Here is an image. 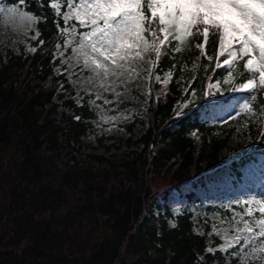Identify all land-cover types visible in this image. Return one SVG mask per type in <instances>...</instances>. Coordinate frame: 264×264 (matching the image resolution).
<instances>
[{
	"label": "trees",
	"instance_id": "trees-1",
	"mask_svg": "<svg viewBox=\"0 0 264 264\" xmlns=\"http://www.w3.org/2000/svg\"><path fill=\"white\" fill-rule=\"evenodd\" d=\"M57 1L63 7L69 4V0H26L23 5L20 0H1L3 5L15 3L31 10L40 19L32 29L37 36L34 53L10 52L7 58L0 53V264H212L227 257L237 262L239 257L229 253L239 246L225 254L208 253L206 236L196 232L193 217L199 205L207 217L249 219L245 203L227 206L195 191L223 170L220 151L242 123L250 141L237 148L240 155L231 163L234 183L242 182L252 164L264 172V89L257 90L252 101L255 115L247 121L228 122L213 113L219 104L233 105L247 95L226 91L248 78L247 58L236 61L233 79L225 83L226 66H216L218 33L211 32L203 49L195 46L203 43L198 33L187 45L169 37L171 43L165 42L160 59L153 55L148 129L128 141L137 144V150L113 157L84 155L81 150L90 147L84 138L99 115L89 95L81 105L72 98L64 100L75 91L64 74L55 73V50L65 41L60 32L66 27L52 6ZM69 25L84 30L75 21ZM186 66H194L196 75L181 99L190 103L177 116L175 103L181 96L177 79ZM166 73L174 78L162 84L157 76ZM217 81L221 92L207 95L208 85ZM61 83L66 93L58 95ZM139 122V115H134L120 124L132 133ZM106 140L103 137L99 143ZM188 183L193 189L184 194L186 205L171 227L168 197ZM160 198L167 218L153 214Z\"/></svg>",
	"mask_w": 264,
	"mask_h": 264
},
{
	"label": "snow or ice",
	"instance_id": "snow-or-ice-1",
	"mask_svg": "<svg viewBox=\"0 0 264 264\" xmlns=\"http://www.w3.org/2000/svg\"><path fill=\"white\" fill-rule=\"evenodd\" d=\"M25 2L20 0L21 5ZM58 7L53 4L54 9ZM145 8L150 10V15L146 14ZM0 13L20 24L34 25L40 19L39 15H33L31 10L25 11L15 3L0 4ZM69 17L84 29L78 31L73 25L74 30L69 33L76 44V59L82 60L91 70L100 86L111 77L119 79L126 73L136 72L153 55L158 61L165 42L171 43L169 37L180 45H187L195 29L203 37V43L197 42L195 46L203 49L211 32L218 33L216 66L220 67L221 63L226 66L228 79L225 83L233 79L236 61L247 58L244 68L249 73L248 78L226 90L247 93L236 102L233 110L237 116L244 114L241 118L246 121L255 115L252 101L257 98V90L264 89V0H75L70 10L63 14L65 25ZM65 32L68 27L60 34ZM220 56L225 57L222 62ZM208 60H212V56H208ZM194 79V76L188 77L189 82ZM219 89V81L215 85L209 84L206 94L212 96ZM195 95L193 89L191 96ZM184 103L190 101L186 99ZM261 108L264 109V105ZM181 114L177 109L176 115ZM244 203L257 205L259 218L253 216L252 208H248L249 219L241 217L243 227H237L231 237L225 233L223 249L237 244L239 248L229 255L239 253L248 258L264 253V199Z\"/></svg>",
	"mask_w": 264,
	"mask_h": 264
},
{
	"label": "rangeland",
	"instance_id": "rangeland-1",
	"mask_svg": "<svg viewBox=\"0 0 264 264\" xmlns=\"http://www.w3.org/2000/svg\"><path fill=\"white\" fill-rule=\"evenodd\" d=\"M70 0L69 6L65 9L59 2L53 4L59 5L56 8L57 13L62 15L70 10L73 4ZM0 4H2L0 0ZM3 5V4H2ZM64 20V19H63ZM75 21L73 17H69L68 23ZM79 24L78 21H75ZM35 25V24H34ZM34 25L20 24L17 21L6 18L3 13H0V53L4 58H7L8 53L16 55L32 54L36 51L34 41L37 39L33 35L32 29ZM68 27V32L64 33L65 41L63 45H59L56 49V59L58 63L55 65L56 75H65L72 88L75 91L73 97L66 94V99L72 98L76 104L81 105L86 96H91L90 103L97 110L99 117L93 121V128L84 138V142L90 146L81 150L84 155H105L113 157L122 152H129L137 150V144L129 145L128 141L137 140L148 129V106H149V84L153 69V56L150 60L142 63L138 70L134 73H126L125 76L117 79L111 77L108 79L104 86L99 85V80L93 75L91 70L84 66L82 60L76 59V52L74 51L76 44L74 39L69 35L74 29ZM197 33L195 29L193 34ZM150 69V71H149ZM196 75L194 66H186L183 72L177 79L179 90L181 92L180 98L176 101V109L181 112L187 108L181 99L185 97L193 84V81L188 80V77ZM159 77L162 84L169 83L174 74L166 73L163 77ZM167 83H163V81ZM221 92V88L219 89ZM66 93L64 91L63 83L60 84L58 95ZM55 101L66 109L63 100L56 97ZM236 103L233 105H220L215 107L214 116H223L226 121H233L240 119L233 110ZM177 111V110H176ZM112 113H116L113 116ZM134 115H139L141 122L137 124L132 133H129L125 128L121 127L120 122L128 120ZM115 117V118H113ZM234 117H236L234 119ZM105 137L107 140L103 145L99 143L100 139ZM250 141L248 136V129L246 123L239 125L233 139L229 145L220 151V159L224 166L223 170L202 182V186L196 188V192L204 199L212 197L216 199V203H225L227 206L234 203H244V201H252L253 199L259 201L264 199V172L256 164H252L246 168L240 183H234L236 178L231 174V163L239 155L240 152L237 148L240 145H245ZM97 166V164H95ZM192 188L191 184L183 186L184 194ZM181 191H173L169 197L172 218H168V224L171 227L176 226V218L182 212L186 198H184ZM154 208V214L164 215V201L159 199ZM246 211L248 208L253 209V216L259 218L258 206L255 204L245 205ZM244 219V218H243ZM194 223L196 232L200 235H206L208 244V252L215 254L216 252L226 253L227 251L238 247L239 245L233 244L227 250L223 249L225 242V233L229 237L235 234L237 227H243L241 217L235 219H224L223 217H207L206 214L200 209L199 205L194 210ZM209 227V229H208ZM219 239L216 242L215 239ZM247 247V246H245ZM256 247V246H253ZM239 257L235 262L231 258L220 263L219 261L213 264H264V253H256L255 256L244 258L239 253L234 257Z\"/></svg>",
	"mask_w": 264,
	"mask_h": 264
}]
</instances>
